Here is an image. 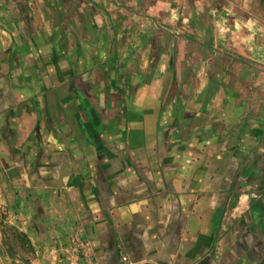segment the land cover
Listing matches in <instances>:
<instances>
[{
  "label": "crops",
  "instance_id": "obj_1",
  "mask_svg": "<svg viewBox=\"0 0 264 264\" xmlns=\"http://www.w3.org/2000/svg\"><path fill=\"white\" fill-rule=\"evenodd\" d=\"M47 2L0 6V204L31 264L75 232L98 264H264V6Z\"/></svg>",
  "mask_w": 264,
  "mask_h": 264
},
{
  "label": "rangeland",
  "instance_id": "obj_2",
  "mask_svg": "<svg viewBox=\"0 0 264 264\" xmlns=\"http://www.w3.org/2000/svg\"><path fill=\"white\" fill-rule=\"evenodd\" d=\"M27 1L30 0H0V6L7 8L8 21L17 20V18L13 19L14 16L13 14L11 15V13L15 12L19 5H21L20 18L32 19V17L29 16V13L32 12V5L30 4V6H27V4H25ZM47 1V5L50 6V16L53 18V21L59 24H61V22L63 23L67 12H69L64 9L63 5L64 3L67 4L69 0ZM255 3L264 6V0H252V5ZM23 6H25V8ZM75 6H79V4L75 3ZM61 31H63L62 27ZM181 31L185 34L188 33L186 30ZM34 256L26 236L18 230L15 223L9 222L5 206L0 204V264H31V260Z\"/></svg>",
  "mask_w": 264,
  "mask_h": 264
},
{
  "label": "built area",
  "instance_id": "obj_3",
  "mask_svg": "<svg viewBox=\"0 0 264 264\" xmlns=\"http://www.w3.org/2000/svg\"><path fill=\"white\" fill-rule=\"evenodd\" d=\"M70 246L62 248L60 262L62 264H98L91 249L86 248L78 232L73 233L69 240ZM120 264H157L151 259L132 261L127 255L120 256Z\"/></svg>",
  "mask_w": 264,
  "mask_h": 264
},
{
  "label": "water",
  "instance_id": "obj_4",
  "mask_svg": "<svg viewBox=\"0 0 264 264\" xmlns=\"http://www.w3.org/2000/svg\"><path fill=\"white\" fill-rule=\"evenodd\" d=\"M210 33L209 32H206L205 33V36H204V43H208L210 41Z\"/></svg>",
  "mask_w": 264,
  "mask_h": 264
}]
</instances>
